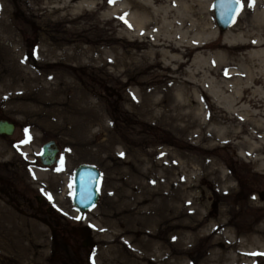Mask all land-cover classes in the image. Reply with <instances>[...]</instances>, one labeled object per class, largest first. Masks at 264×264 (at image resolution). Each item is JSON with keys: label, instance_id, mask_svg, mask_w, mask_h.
I'll return each mask as SVG.
<instances>
[{"label": "bare ground", "instance_id": "1", "mask_svg": "<svg viewBox=\"0 0 264 264\" xmlns=\"http://www.w3.org/2000/svg\"><path fill=\"white\" fill-rule=\"evenodd\" d=\"M211 1L122 0V9H110L114 16L108 22L116 19V24L103 48L71 52L65 47L63 55L71 67L59 60L35 63L38 71L30 66L23 69L28 82H39L18 86L25 87L18 94V108L35 112L29 122L34 131L38 130L34 125L52 122L55 130L69 136L74 132V148L94 147L95 154L107 153V157L135 149L144 156H157L149 162L151 171L159 168L149 185H142L137 195L124 189L119 198L124 203L113 212L119 216L113 221H126L122 233L128 242L119 248L111 246L109 264H194V260L197 264H260L264 257V205L261 199L248 201V207L262 211L260 220L249 221L248 231L240 229L228 198L235 185L220 155L228 146H239L242 158L264 169V0L254 1L252 10L244 9L254 12L250 21L244 24L239 16L225 31L211 19ZM105 3L82 0L80 4L102 7ZM8 12L2 8L0 16V84L9 82L11 76L13 81L25 79L12 63L17 37L5 22ZM60 44H50L47 52H57ZM97 51L102 52L96 58ZM87 62L108 65L113 73L105 72L106 77L121 88L129 83L123 109L165 127L175 137L174 145L164 147L149 140L150 149L145 150L135 138L128 141L115 135L101 112V102L74 81V64ZM223 66L229 68L228 74ZM80 126L84 135L77 138L75 130ZM54 143L57 147L43 146L45 153L52 151V159L59 149ZM123 160L119 162L125 164ZM201 180L215 185L201 187L206 201L214 192L223 201L217 217L208 219L203 213L206 204L196 201ZM159 181L163 186H155ZM155 196V203L144 205ZM5 213L6 209L0 219L7 220ZM132 229H138L136 237L130 234ZM201 240L205 249L192 256L193 243ZM11 241L9 237L5 243Z\"/></svg>", "mask_w": 264, "mask_h": 264}, {"label": "rangeland", "instance_id": "2", "mask_svg": "<svg viewBox=\"0 0 264 264\" xmlns=\"http://www.w3.org/2000/svg\"><path fill=\"white\" fill-rule=\"evenodd\" d=\"M81 1L0 0V16L2 8H8L5 22L15 29L14 34L17 37L13 43L15 54L12 56V63L16 66L18 74L25 77L23 80L13 81L11 76L9 82L0 84V87L3 86L0 89V118L12 119L17 123L12 136L7 139L0 136V212L4 207L9 211V214L4 215L7 220L0 219V264H109L110 258H113L111 246L119 248L124 242H128L124 240L126 235L122 233L126 221L122 223L124 220H120L122 224L113 221L119 217H114L113 212L124 203L119 199L123 190L127 189L130 195L140 194L142 185H149L147 182L159 169L156 167L151 171L153 167H149V162L157 158L156 155L144 156L136 149L112 153L107 157V153L95 154L94 147L74 148V132L69 136L62 133L63 131L55 130L51 126L52 122H46L40 127L34 125V128L38 129L34 131L29 122L35 112H24L18 108V94L21 89L30 84L39 85V82L27 81L24 67L30 66L31 70L38 71L40 69L35 63H56L59 60L60 64L71 67L63 55L65 47H69L71 52H79V49L93 46L103 48L101 45L104 46L113 35L112 25L116 24V19L108 22L114 16L110 9L115 6L122 9V0H106L102 7H88L87 4L84 6L80 4ZM96 2L101 5L104 0ZM213 3L214 0L209 4V8L211 19L217 26ZM243 4L240 16L245 24L252 19L254 12L249 10L255 6L253 2L249 7L248 0H243ZM247 8L249 10L244 12ZM59 43L62 44L57 52H47L50 44L57 46ZM10 47L12 49L11 45ZM101 52L97 51L95 57ZM223 67L229 69L227 66ZM107 71L112 75L109 66L102 62L74 64V81L101 102V112L107 117L110 130L128 141L135 138L140 144L139 147H144L145 150L150 149L149 140L155 141L156 145L173 146L176 139L165 127L143 121L123 109L122 99L129 91V83L125 89L121 88L120 84L106 77ZM15 77L17 75L14 74ZM222 78L226 80L227 75L223 74ZM18 86L25 87L19 89ZM193 101L192 107L195 108L197 103ZM262 120L264 121V118ZM82 128L83 126H80L75 130L77 138L84 135ZM49 140H55L59 144L63 161L61 165L43 170L39 153L42 144ZM237 147L239 146H228L222 149L220 155L223 158V167L233 178L235 185L234 192L228 196L229 205L234 207V218L239 222L240 229L248 231V222L252 220L251 223L254 224L260 220L262 211L248 207L247 202L257 198L261 199V204L264 205V169L257 167L248 158H242ZM121 159H126L125 164L119 162ZM113 160L115 165H112ZM84 163L97 166L102 173L101 199L94 209L81 214L72 204L73 177L75 169ZM124 166L125 169H121ZM162 183L163 181H159L155 186H163ZM205 186L211 189L215 185L201 180L198 188L199 198L196 201L199 205L206 204L203 213L211 219L218 216L223 201L217 192L212 193L206 201L201 193V187ZM150 187L153 185L150 184ZM13 189H19L18 192H22L25 197L21 199ZM43 192L47 198L43 211L38 212L35 196L43 195ZM156 198L155 196L152 200L151 197H144L143 199L152 200L144 202V205H152ZM128 201L129 198L126 203ZM48 207L51 208L49 214ZM21 211L27 214L32 212L33 215H38V218L23 215ZM143 211L145 212L144 208ZM136 230L138 229H132L133 234H130L135 236ZM9 237H12V241L7 245L5 242ZM116 239L118 241L113 243ZM86 240L88 245L84 244ZM193 246L192 256L203 251L206 243L203 240L196 241ZM197 262L198 260H194V264ZM260 262L264 264V257Z\"/></svg>", "mask_w": 264, "mask_h": 264}, {"label": "water", "instance_id": "3", "mask_svg": "<svg viewBox=\"0 0 264 264\" xmlns=\"http://www.w3.org/2000/svg\"><path fill=\"white\" fill-rule=\"evenodd\" d=\"M217 19L220 26L225 29L235 17V14L229 8L235 10L236 5H229L228 0H216L214 3ZM14 125L7 122H0V132L10 134L13 132ZM52 147H56L52 142ZM51 146V145H48ZM56 149V148H55ZM58 152V151H57ZM43 151L42 160L45 164H52L55 159H52V151ZM101 180L100 170L92 165H80L75 172V190L73 202L74 205L81 211L85 212L95 204L100 198L99 184Z\"/></svg>", "mask_w": 264, "mask_h": 264}, {"label": "flooded vegetation", "instance_id": "4", "mask_svg": "<svg viewBox=\"0 0 264 264\" xmlns=\"http://www.w3.org/2000/svg\"><path fill=\"white\" fill-rule=\"evenodd\" d=\"M9 177H11V175H9ZM12 191H13L15 194H17L21 199H23V198L25 197L24 194H23L22 192H18L19 189H18V190L13 189ZM35 199H36V202H37V211H38V212H42V211H43V208H44V206H45V201L42 200L41 198L37 197V196H35ZM21 213H23V215H26V216H28V217L32 216V217L38 218V215H33L32 212H29V214H27L26 212L21 211ZM34 213H35V212H34ZM47 213H48V214L51 213V208H50V207L47 208Z\"/></svg>", "mask_w": 264, "mask_h": 264}, {"label": "snow or ice", "instance_id": "5", "mask_svg": "<svg viewBox=\"0 0 264 264\" xmlns=\"http://www.w3.org/2000/svg\"><path fill=\"white\" fill-rule=\"evenodd\" d=\"M110 2H111V0H110ZM253 2H254V0H248V6L251 7ZM228 3H229V5H231L232 3H235V5H236V9L235 10L229 8V10H232L234 12V14H235L236 11L242 9L243 6H244L243 0H228ZM25 131L27 132V130H25ZM23 142L24 141H22V143ZM57 170L59 171L60 169H57Z\"/></svg>", "mask_w": 264, "mask_h": 264}]
</instances>
